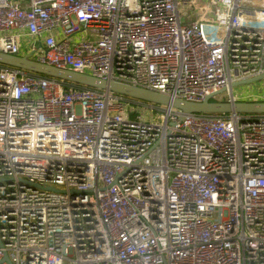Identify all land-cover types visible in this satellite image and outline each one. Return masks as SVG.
I'll return each instance as SVG.
<instances>
[{
    "label": "built area",
    "instance_id": "built-area-1",
    "mask_svg": "<svg viewBox=\"0 0 264 264\" xmlns=\"http://www.w3.org/2000/svg\"><path fill=\"white\" fill-rule=\"evenodd\" d=\"M0 52L263 102L264 0H0ZM179 115L0 65V264H264V114Z\"/></svg>",
    "mask_w": 264,
    "mask_h": 264
},
{
    "label": "water",
    "instance_id": "water-1",
    "mask_svg": "<svg viewBox=\"0 0 264 264\" xmlns=\"http://www.w3.org/2000/svg\"><path fill=\"white\" fill-rule=\"evenodd\" d=\"M0 65L10 66L22 70L24 72H30L42 77H49L55 80L64 81L70 84L77 85L79 87L84 86L96 90H106L116 95L125 96L131 100H139L146 103L156 104L160 106H165L171 109H177L180 112L179 117L182 115L191 113H214V114H227L236 113L238 115L244 116L248 115H258L264 114V101L263 102H219L212 100L211 96L214 94H219L222 91L215 92L206 96L202 101H186L178 98H170L166 95L158 93L156 91L152 92L139 87L129 86L123 83H116L111 81H106L103 79H98L94 76L88 75L86 73H78L66 68H58L55 66L48 65L46 63L42 64L35 60L30 59L28 56H17L14 54H6L0 52ZM264 73L262 75L248 78L242 82H235L232 85H242L245 83H252L263 79ZM32 184V183H31ZM1 244V243H0ZM4 260L9 262L6 255H4ZM10 264V262H9Z\"/></svg>",
    "mask_w": 264,
    "mask_h": 264
},
{
    "label": "rangeland",
    "instance_id": "rangeland-1",
    "mask_svg": "<svg viewBox=\"0 0 264 264\" xmlns=\"http://www.w3.org/2000/svg\"><path fill=\"white\" fill-rule=\"evenodd\" d=\"M241 86L242 85L235 86L234 88H235V90H240V89H242ZM223 97H224V94L221 93V94H217L214 98H217V99L221 98V99H223Z\"/></svg>",
    "mask_w": 264,
    "mask_h": 264
},
{
    "label": "trees",
    "instance_id": "trees-1",
    "mask_svg": "<svg viewBox=\"0 0 264 264\" xmlns=\"http://www.w3.org/2000/svg\"><path fill=\"white\" fill-rule=\"evenodd\" d=\"M212 100H214V99H212Z\"/></svg>",
    "mask_w": 264,
    "mask_h": 264
}]
</instances>
